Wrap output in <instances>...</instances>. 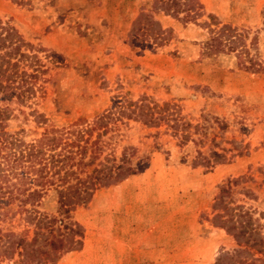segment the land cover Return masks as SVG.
Wrapping results in <instances>:
<instances>
[{"label": "rangeland", "instance_id": "obj_1", "mask_svg": "<svg viewBox=\"0 0 264 264\" xmlns=\"http://www.w3.org/2000/svg\"><path fill=\"white\" fill-rule=\"evenodd\" d=\"M150 1L0 0V21L32 45L46 68L26 104L0 89V106L9 111L4 131L32 151L19 155L0 137V233L30 238L23 217L32 189L41 191L34 207L55 214L64 169L92 174L103 155L118 158L123 147L142 166L97 185L70 214L81 226V246L46 264H211L237 247L210 222L213 198L230 177H239L236 191L255 195L235 192L236 202L254 216L264 210V0H198L203 15L196 22L156 15L172 30L164 44L129 45L131 21ZM207 14L234 27L245 46L203 55L208 33L200 21ZM143 95L169 104V122L150 126L115 114L123 101ZM31 109L42 118L35 122ZM106 111L113 118L100 122ZM179 117L189 123L185 140L167 125ZM77 146L84 147L81 158ZM210 151L224 158L205 164ZM259 217L264 237V212ZM263 256L253 255L254 262Z\"/></svg>", "mask_w": 264, "mask_h": 264}, {"label": "trees", "instance_id": "obj_2", "mask_svg": "<svg viewBox=\"0 0 264 264\" xmlns=\"http://www.w3.org/2000/svg\"><path fill=\"white\" fill-rule=\"evenodd\" d=\"M19 5H31L33 0H9ZM202 6L198 0H151L148 9L140 10L131 21L127 32V43L136 47L160 46L172 36L169 27H163L156 15L169 16L181 23L196 22L202 17ZM208 36L202 42V54L211 56L223 51H234L245 46L242 35L228 24H220L211 14L200 21ZM251 41H249V44ZM249 65L254 66L253 62ZM46 71L40 59L33 51L32 45L25 41L16 29L0 21V89H7L19 104H26L34 95L35 82ZM169 104L162 102L149 103L145 95L135 101H123L115 109V114L126 118H133L143 124L156 126L160 120H167ZM35 122L42 115L31 109ZM114 112L106 111L97 118H113ZM9 111L0 106V137L9 145L17 147L18 154H31L30 147L22 149V141L6 133L3 129L4 121ZM187 122L176 118L167 123L174 131H180V138L189 137ZM132 148V147H131ZM80 158L84 156V147L77 146ZM211 161L206 158L205 164L217 163L224 155L210 151ZM204 158V157H203ZM93 158L89 161L92 163ZM0 161V171L3 166ZM92 174L79 176L75 170L64 169L60 175L61 186L54 189L56 210L55 214L41 212L34 207L41 197L38 189L30 190L27 195L31 206L25 211L24 221L32 228L30 238H24L13 231L0 233V260L8 259L13 264H46L55 262L59 256L81 246V226L72 220L71 212L78 206L89 201L97 185L103 186L116 182L127 175L142 169L141 164H133L127 155L126 148H122L118 158L106 153L98 160L96 167L91 168ZM239 177H230L221 183L211 203L213 226L221 228L231 236L237 245L230 251H221L211 264H256L253 255L264 252V237L258 227V216L254 211L236 202L234 193H241L247 198H254V193L244 188L236 191ZM264 257V256H263ZM258 264H264V258Z\"/></svg>", "mask_w": 264, "mask_h": 264}]
</instances>
